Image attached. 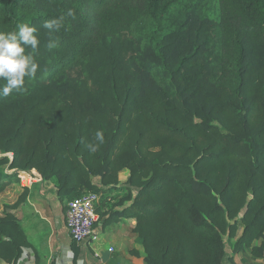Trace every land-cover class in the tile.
I'll use <instances>...</instances> for the list:
<instances>
[{
    "label": "trees",
    "instance_id": "trees-1",
    "mask_svg": "<svg viewBox=\"0 0 264 264\" xmlns=\"http://www.w3.org/2000/svg\"><path fill=\"white\" fill-rule=\"evenodd\" d=\"M182 1L0 0V32L26 23L39 40L36 77L0 96V193L31 172L69 203L128 170L121 214L147 264L232 262L238 223L239 248L264 256V0H216L215 19L176 16ZM20 233L0 219V244Z\"/></svg>",
    "mask_w": 264,
    "mask_h": 264
},
{
    "label": "crops",
    "instance_id": "crops-1",
    "mask_svg": "<svg viewBox=\"0 0 264 264\" xmlns=\"http://www.w3.org/2000/svg\"><path fill=\"white\" fill-rule=\"evenodd\" d=\"M58 185L57 179L45 181L36 173L20 172L18 180L0 193V219L12 217L21 230L14 244L2 236L0 264H147L135 231L137 221L121 214L131 202L119 204L124 198L118 197L123 190L120 185L100 195L99 237L81 245L75 244L69 234L68 201L58 196ZM259 245L256 240L248 245V253L235 256L226 245L232 259L226 264H264V256L253 251Z\"/></svg>",
    "mask_w": 264,
    "mask_h": 264
},
{
    "label": "clouds",
    "instance_id": "clouds-1",
    "mask_svg": "<svg viewBox=\"0 0 264 264\" xmlns=\"http://www.w3.org/2000/svg\"><path fill=\"white\" fill-rule=\"evenodd\" d=\"M66 17H74V13L69 9L65 15L58 18L46 20L43 27L49 32L53 30L60 32L65 26ZM36 29L26 23L16 25V30L10 32H0V79L5 81L0 87V96L7 97L11 93L22 92L24 90L25 77L34 79L39 65L30 54L25 53V49L30 47L35 52L39 45V40L34 34ZM49 49L57 47V43H49ZM96 143L86 145L90 152H96L100 145L104 143V133L97 131L94 134Z\"/></svg>",
    "mask_w": 264,
    "mask_h": 264
},
{
    "label": "built area",
    "instance_id": "built-area-1",
    "mask_svg": "<svg viewBox=\"0 0 264 264\" xmlns=\"http://www.w3.org/2000/svg\"><path fill=\"white\" fill-rule=\"evenodd\" d=\"M100 195L88 192L67 204L66 225L73 242L77 245L95 242L100 234L97 205Z\"/></svg>",
    "mask_w": 264,
    "mask_h": 264
},
{
    "label": "rangeland",
    "instance_id": "rangeland-1",
    "mask_svg": "<svg viewBox=\"0 0 264 264\" xmlns=\"http://www.w3.org/2000/svg\"><path fill=\"white\" fill-rule=\"evenodd\" d=\"M215 4H216V0H183L182 3L180 2V4L176 6V8L173 10V13L176 16H179L182 18L183 14L185 13V10L188 7H190V9H194L201 16L207 15L211 19H215V17H216ZM4 169H5L6 173L13 172L12 169H9V165L5 166ZM128 177H129L128 170H123L120 172L118 185H120L121 189H123V186L126 184ZM92 180H93L94 184H96V185L99 184V181L97 178H93ZM105 193H107V190L104 192V194ZM101 194H103V193H100L98 195H101ZM121 195H124V197H125L126 192L124 190L120 191L118 193V197ZM241 217L242 216H240L238 219H241ZM243 233H244V225L242 223H238V226L236 228V234H235L234 238H231L229 240L227 238H225L227 241L228 251L231 252L234 256L240 255V252L248 253V245L247 244L242 245L240 248L238 246L239 245L238 243H239L240 239L242 238Z\"/></svg>",
    "mask_w": 264,
    "mask_h": 264
}]
</instances>
